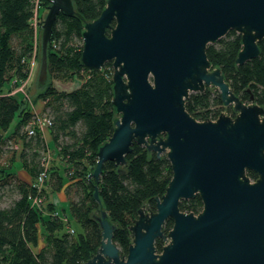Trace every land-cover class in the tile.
<instances>
[{"label":"water","instance_id":"obj_1","mask_svg":"<svg viewBox=\"0 0 264 264\" xmlns=\"http://www.w3.org/2000/svg\"><path fill=\"white\" fill-rule=\"evenodd\" d=\"M72 0H50L40 24L38 81L47 77V49L59 13L73 15ZM240 34L235 63L259 55L264 0H105L99 15L83 24L80 61L100 70L110 61L114 128L98 146L89 174L102 164L126 162L134 143L165 153L172 171L155 210L145 205L128 226L127 252L113 242L115 225L101 209V238L79 264H264V107L235 95L206 47L229 30ZM213 86L234 116L193 117L190 92ZM247 170L256 174L252 180ZM196 194L199 212L179 209ZM93 196L98 203L95 186ZM172 227L163 231L166 219ZM161 238L160 250L155 240Z\"/></svg>","mask_w":264,"mask_h":264},{"label":"trees","instance_id":"obj_2","mask_svg":"<svg viewBox=\"0 0 264 264\" xmlns=\"http://www.w3.org/2000/svg\"><path fill=\"white\" fill-rule=\"evenodd\" d=\"M72 2L73 15L59 13L55 19L47 49L48 79L38 83L37 97L43 105L41 112L50 119L46 128L56 158L49 155L47 177L37 187L33 183L44 169L42 158L46 152L51 153L50 147L38 128L33 134L27 133L25 126L32 115L27 98L10 91L29 77L37 38L32 18L36 12L40 32L50 0H0V155L10 144L7 147L13 156V144L20 140V165L31 176L29 181L17 177L13 157L0 168V264H79L87 260L100 242L101 229L95 215L101 209L115 225L113 242L120 254H125L132 238L128 226L138 208L145 205L148 211H154L155 197L164 193L172 175L165 153L156 156L134 143L125 164L117 166L107 160L98 181L89 176L98 146L112 133L118 114L111 104V62L100 70H88L80 61L83 24L99 15L105 0ZM258 46V56L236 64L241 38L231 29L208 44L206 54L213 66L220 67L235 95L244 102L252 95L264 107V37ZM37 49L40 53V43ZM56 82L74 85L63 89ZM185 108L199 120L215 118L221 112L235 115L232 105H223L219 92L211 91V86L190 92ZM247 175L256 179L251 170ZM95 186L101 203L93 196ZM61 188L67 197L60 204L62 214L54 201H47L48 192L53 194ZM34 196L47 202L37 206L32 203ZM201 208L198 194L179 202V209L185 212L197 213ZM71 221L78 224V229ZM172 223L171 218L166 219L163 231L167 232ZM163 243L161 238L155 240L158 250Z\"/></svg>","mask_w":264,"mask_h":264},{"label":"crops","instance_id":"obj_3","mask_svg":"<svg viewBox=\"0 0 264 264\" xmlns=\"http://www.w3.org/2000/svg\"><path fill=\"white\" fill-rule=\"evenodd\" d=\"M33 73H34L33 70H32V72L29 73V77L27 78L28 80H27V85H26L27 88H29L28 84L30 82V78H31ZM38 83H39V81H38ZM27 88H26V90H27ZM38 91H39L38 84H36L34 87L30 88V90L28 89L29 94H32V99L30 97H28L26 99V101H27L28 107L32 113L34 111L35 112H41L42 108H43V105H42L40 99L37 97ZM29 94H28V96H30ZM41 133L43 134L45 141L48 143V147H50L51 154L53 155L52 158L55 159L56 157L54 156V153L52 151L53 145L51 142V135H50L48 129L45 127ZM13 147L15 148V151H14L13 156H12L15 173L19 179L24 180V181H29L31 176L28 174V172L24 168L21 167L20 161L18 158L19 150L21 147L20 140L14 142ZM49 155H50V153H49ZM53 198L60 203L67 201V197L64 193L63 188H61L60 190H58L57 192H55L53 194L48 192L47 201H49V199L51 200ZM47 201L45 200L43 204H45ZM41 244H42V242L40 241L39 247L41 246Z\"/></svg>","mask_w":264,"mask_h":264},{"label":"built area","instance_id":"obj_4","mask_svg":"<svg viewBox=\"0 0 264 264\" xmlns=\"http://www.w3.org/2000/svg\"><path fill=\"white\" fill-rule=\"evenodd\" d=\"M36 9V8H35ZM36 11V10H35ZM32 23L34 25V28H35V32L37 31V16H36V12H34V16L32 18ZM34 60V55H33V58L31 61ZM31 64H30V71L29 73L31 72ZM25 80L20 83L19 87H15L13 88L10 93L11 94H14L16 92H21L23 94V96L25 97V99L28 97L27 95V92L23 90V84H24ZM50 124V119L48 117H46L45 115H43L42 112H33L32 115H31V118L30 120L27 122L26 126H25V130L27 131L28 134H33L35 132V129L38 128L41 132L43 131V129L48 125ZM48 158H49V154L48 152H46L44 155H43V158H42V163L44 165V169L43 171H41L36 179H35V182L33 183L35 186L37 187H40L42 182L44 181V179L47 177L46 175V172H45V168L47 166V163H48ZM44 199L40 196H34L32 198V203L37 205V206H40L44 203ZM51 201H54V203H59L58 201H56L54 198L51 199ZM70 231H73L72 229H69Z\"/></svg>","mask_w":264,"mask_h":264},{"label":"rangeland","instance_id":"obj_5","mask_svg":"<svg viewBox=\"0 0 264 264\" xmlns=\"http://www.w3.org/2000/svg\"><path fill=\"white\" fill-rule=\"evenodd\" d=\"M46 12V11H45ZM45 12H44V15H45ZM36 51H35V59L33 60V61H31V69L33 70V74H32V76H31V78H30V82H29V84H28V86H29V88H27V80L28 79H26L25 80V82H24V86H23V90L24 91H26L27 92V95L29 94V92H28V89L30 90V88H32V87H34L36 84H38V62H39V55H40V53H39V50L37 49V47L39 48V43H40V32H39V28H37V35H36ZM37 54H38V56H37ZM32 70H31V72H32ZM48 79V77L45 79V80H47ZM57 83V82H56ZM74 84L73 83H71V82H65V83H60V82H58L57 83V87H59V88H63V89H69L70 87H72ZM19 87V86H18ZM26 88H27V90H26ZM215 90H217V89H215L213 86H211V91H215ZM218 91V90H217ZM30 96H28V97H30L31 99H32V94H29ZM27 97V98H28ZM13 125H14V122H13ZM11 128H12V126H11ZM7 146H10V144H8ZM6 146V148L4 149L5 151H3L2 152V154L0 155V168L2 167V166H6L8 163H9V161H10V159H11V157H12V149H10L9 147H7ZM13 148V147H12ZM50 155H51V153H50ZM57 204V208L59 209V212L62 214V209H61V206H60V202L59 203H56ZM71 225L75 228V229H78V224L76 223V222H74V221H71Z\"/></svg>","mask_w":264,"mask_h":264},{"label":"flooded vegetation","instance_id":"obj_6","mask_svg":"<svg viewBox=\"0 0 264 264\" xmlns=\"http://www.w3.org/2000/svg\"><path fill=\"white\" fill-rule=\"evenodd\" d=\"M147 210V209H146ZM148 211V210H147Z\"/></svg>","mask_w":264,"mask_h":264}]
</instances>
